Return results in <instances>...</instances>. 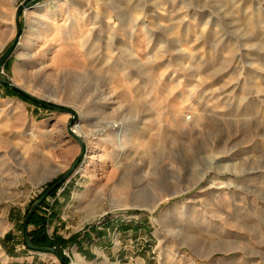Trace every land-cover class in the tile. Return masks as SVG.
Returning a JSON list of instances; mask_svg holds the SVG:
<instances>
[{
    "label": "rangeland",
    "instance_id": "1",
    "mask_svg": "<svg viewBox=\"0 0 264 264\" xmlns=\"http://www.w3.org/2000/svg\"><path fill=\"white\" fill-rule=\"evenodd\" d=\"M31 1L0 0V242L56 264H264V0ZM83 145L36 211L54 252L28 250Z\"/></svg>",
    "mask_w": 264,
    "mask_h": 264
},
{
    "label": "water",
    "instance_id": "2",
    "mask_svg": "<svg viewBox=\"0 0 264 264\" xmlns=\"http://www.w3.org/2000/svg\"><path fill=\"white\" fill-rule=\"evenodd\" d=\"M42 0H32L28 5H34L39 3ZM19 18V15L18 17ZM18 32L19 34L21 33V27L18 23ZM17 41H15L13 43V45L6 51V53L3 55V57L0 59V81L6 84H9L10 86L16 88L10 81L3 79L2 78V67L4 66V64L6 63V61L8 60V58L11 56L12 52L14 51L15 47H16ZM34 100L38 101V102H42L38 99L33 98ZM44 103V102H42ZM46 106H50L47 103H44ZM54 109H58L60 110V108L58 107H53ZM73 114L76 116V113L73 112ZM81 143L83 144L82 140H80ZM85 154V147L84 145L82 146V153L79 156V158L74 162V164L71 166V168L66 172V174L55 184H53V186H51L50 188H48L43 194L42 196L38 199V201L35 203V205L33 206V208L30 210V212L28 213L26 219H25V223H24V227H23V237L24 240L26 242V245L31 249V250H38V251H43V252H54V249L51 247H36L32 244L31 240H30V236H29V222L31 217L36 213V211L38 210L39 206L42 204V202L50 195V193L55 190L61 183H63L70 175L71 173L76 169V167L78 166V164L80 163V160L82 159V157Z\"/></svg>",
    "mask_w": 264,
    "mask_h": 264
},
{
    "label": "crops",
    "instance_id": "3",
    "mask_svg": "<svg viewBox=\"0 0 264 264\" xmlns=\"http://www.w3.org/2000/svg\"><path fill=\"white\" fill-rule=\"evenodd\" d=\"M1 244L4 245L3 248ZM20 249L21 241L18 240L14 233H8L7 239L3 237L0 242V264H21L22 262L23 264H56L55 261L50 263L47 262L46 258L48 257H44V255L38 252L33 253L30 259L25 258L21 261V253L19 252ZM48 254H50V252H48ZM4 256L7 258L6 262L3 261V258H5Z\"/></svg>",
    "mask_w": 264,
    "mask_h": 264
},
{
    "label": "trees",
    "instance_id": "4",
    "mask_svg": "<svg viewBox=\"0 0 264 264\" xmlns=\"http://www.w3.org/2000/svg\"><path fill=\"white\" fill-rule=\"evenodd\" d=\"M6 85V84H4ZM8 86V85H7ZM10 87V86H9ZM16 91V90H15ZM18 92V91H17ZM20 93V92H19ZM20 95H23V94H20ZM53 186V184L51 185ZM50 186V187H51ZM49 187V188H50ZM57 189V188H56ZM55 189V190H56ZM55 190H53L50 194H52ZM32 224H36V226H39L35 229H32L30 230L29 232V236H30V240L32 242V244L36 247H39V248H42V247H53L52 245V240L49 238L48 234H47V230H46V227L45 225L47 223H40V220H37V212L31 217L30 219V222H29V225H32ZM67 242L70 243V242H73L74 244H79V241H78V237L75 238H70L68 241H65L64 239L63 240H60L58 242L59 245H63L64 247V244ZM58 247V246H57ZM28 250H31L28 248ZM56 253L60 256V257H63V249L61 250L59 247L56 249ZM65 258V257H64ZM65 262H67V260L65 259Z\"/></svg>",
    "mask_w": 264,
    "mask_h": 264
},
{
    "label": "bare ground",
    "instance_id": "5",
    "mask_svg": "<svg viewBox=\"0 0 264 264\" xmlns=\"http://www.w3.org/2000/svg\"><path fill=\"white\" fill-rule=\"evenodd\" d=\"M46 42V41H45ZM129 118V117H128ZM129 124H131V120H127L125 123H118L117 125L116 124H113L111 127H110V130H114L115 127L117 126V136L120 138V139H123L124 137V134L127 130V127L129 126ZM116 130V129H115ZM89 162L87 161L86 164H88ZM78 263L79 264H83V261H82V258H80L78 256Z\"/></svg>",
    "mask_w": 264,
    "mask_h": 264
}]
</instances>
